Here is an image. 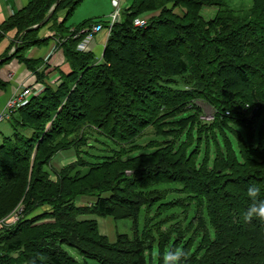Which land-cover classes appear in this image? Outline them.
I'll return each mask as SVG.
<instances>
[{
    "label": "trees",
    "instance_id": "1",
    "mask_svg": "<svg viewBox=\"0 0 264 264\" xmlns=\"http://www.w3.org/2000/svg\"><path fill=\"white\" fill-rule=\"evenodd\" d=\"M56 1L32 0L5 25L23 31L13 57L45 89L8 108L13 133L0 132V222L23 206L19 221L0 228V264H163L177 247L179 264H264V222L244 219L247 189L264 199V0L245 12L226 0H134L101 57L78 48L80 29L110 20L71 30L62 42L71 70L52 85L25 53L47 42L36 32L52 21L69 32L82 0H61L26 30ZM206 6L220 8L210 20ZM150 127L148 143L134 144ZM66 151L75 159L54 168ZM93 216L131 220L132 232L111 241Z\"/></svg>",
    "mask_w": 264,
    "mask_h": 264
},
{
    "label": "crops",
    "instance_id": "2",
    "mask_svg": "<svg viewBox=\"0 0 264 264\" xmlns=\"http://www.w3.org/2000/svg\"><path fill=\"white\" fill-rule=\"evenodd\" d=\"M31 1L32 0H0V59H5L0 62V80L6 83V86L0 89V113L7 110V103L15 93V96L18 97V92L22 90L24 86L35 87L42 82L39 80L37 73L29 68L26 62L20 60L18 57H13L16 52L18 36L22 34L23 31L19 34V27H5L6 23H8L14 15L23 11ZM85 2H89L92 6H90L92 8L90 12H87L89 16H84L78 22L69 25L66 24V27H69V32L68 30L65 32H58L53 28V21L38 28L39 31L38 33L36 32L35 39H47V42L35 44L25 53L27 58L40 61V64L37 66V71L41 72L44 70L46 75L44 78L45 81L52 85H57L61 72L66 73L71 70L62 47V42L72 33L71 30L73 31L76 25L95 17H98L97 19L105 18L111 21L117 9L120 11V15L118 14L117 19L119 18V20H121L123 12L126 9H130L134 0H119V5L117 7L112 0H82L79 7ZM56 20L58 23L65 21L64 8L58 11ZM108 36L109 33L106 28L96 33L95 36L88 41V49L93 51L96 55H100L102 51H104L103 49L105 48ZM15 96L13 98H16ZM3 121L4 120L0 122ZM1 130L0 128V132H2ZM69 156L71 155L69 154Z\"/></svg>",
    "mask_w": 264,
    "mask_h": 264
},
{
    "label": "rangeland",
    "instance_id": "3",
    "mask_svg": "<svg viewBox=\"0 0 264 264\" xmlns=\"http://www.w3.org/2000/svg\"><path fill=\"white\" fill-rule=\"evenodd\" d=\"M226 4L228 5V7H232V9L234 8L237 12H245L251 7L252 0H226ZM90 6L91 5L89 4V2H85L80 7L78 6L76 8V10L74 11V13L72 14V16L69 18V21H67V24L69 25V24L78 22L84 16H89V14H87V12L88 11L90 12V10L92 9L91 8L92 6L91 7ZM222 8H226V7H222ZM218 9H220L218 6H209V7L206 6L202 9V15L204 16V18L206 20H210L215 16ZM96 11H97V8H96ZM178 11L180 12V10H178ZM102 53H103V51H102ZM102 53L100 55L97 54V56L101 57ZM184 80H185V84L187 86L189 83V78L187 76H185ZM44 89L45 88H43L42 90H44ZM41 91H39V93ZM15 95H16V93L14 94V96ZM35 95H37V88L33 90V86L32 87L24 86L22 88V90H20L18 92L17 98H18L19 102H23L21 104V105H23L27 102V100L31 96H35ZM13 97L7 103L9 108H12L14 104H15L14 107L16 106L17 100H15ZM196 103L200 108H202L203 117L205 119H207V120L213 119V117H214L213 113L215 110L212 108V106H210L209 104H207L206 102H204L202 100H197ZM4 113H7V110H5ZM0 128L2 129L1 130L2 134H4L5 136L12 135V133H13V128H12V126L8 120H4L3 122H0ZM22 133L27 136L30 134V130L27 129V127L23 128ZM87 133L89 135L88 140L92 141V143H95L98 145L99 143L95 141L97 139L96 131L94 129L90 128V129H87ZM153 136H154V128L150 127L146 131L144 130L142 132V134L136 138L134 144H140V142H141L143 145H146L148 143V141ZM69 154L71 156H69ZM73 155H74V151H66V152H64V154H62V153L57 154L52 159L51 165L54 168H60L61 165L71 163V161H73L75 159V156H73ZM91 200H93L92 197H89V198L88 197H82V198H79L77 201L79 203H82V202H90ZM22 208H23L22 204L19 203L17 205V207L11 213H9V215H7L6 217H4L1 220L0 228L1 227H4V228L10 227V226L14 225L17 221H19V219L21 218V215L19 214V212L22 210ZM40 210L41 209H37V213H39ZM33 215L34 214L32 213L29 217H32ZM93 217L98 220L101 232L103 234L107 235L111 241H114L117 238V234L119 232H128V233L132 232V221L131 220L115 219L112 216H107V217L93 216Z\"/></svg>",
    "mask_w": 264,
    "mask_h": 264
},
{
    "label": "clouds",
    "instance_id": "4",
    "mask_svg": "<svg viewBox=\"0 0 264 264\" xmlns=\"http://www.w3.org/2000/svg\"><path fill=\"white\" fill-rule=\"evenodd\" d=\"M259 194L260 189L254 185L247 189V195L251 203L244 213L245 221L250 222L252 219L256 218L264 222V199H258ZM184 255V251L179 247L174 250L168 249L164 253L163 264H179Z\"/></svg>",
    "mask_w": 264,
    "mask_h": 264
},
{
    "label": "built area",
    "instance_id": "5",
    "mask_svg": "<svg viewBox=\"0 0 264 264\" xmlns=\"http://www.w3.org/2000/svg\"><path fill=\"white\" fill-rule=\"evenodd\" d=\"M112 1H113L114 5L116 7L119 5V0H112ZM118 14L120 15L119 9L116 10V12H115V14L113 16V20H111V23L109 24V27L106 28V30H107V32L109 34H110L111 29H112V26L116 22L120 21L119 18L117 19ZM145 22H146V19L145 18L137 17L136 20H135V24L136 25H143ZM104 28L105 27L101 23H97V24H93L91 27H84V28L80 29L81 30L80 33L81 34H84V37H83L82 41L80 42L78 48L80 50H89L88 49V45H87L88 41L91 40L95 36L96 33L100 32ZM36 88H37V94H38L39 91H41L43 88H45V84L41 82V83L37 84V86H35L33 88V90L36 89ZM14 99L17 100L16 105H20V104L23 103V102H19L17 97L14 98ZM5 115H6V113H2L0 115V121H2L5 118Z\"/></svg>",
    "mask_w": 264,
    "mask_h": 264
},
{
    "label": "water",
    "instance_id": "6",
    "mask_svg": "<svg viewBox=\"0 0 264 264\" xmlns=\"http://www.w3.org/2000/svg\"><path fill=\"white\" fill-rule=\"evenodd\" d=\"M60 1H61V0H57V1L55 2V4L51 7V9L49 10L48 15L45 17V19L43 20L42 23H39V24H37V25H35V26L31 27V28H28L26 31H29V30H32V29L38 28L39 26H41L42 24H44L47 20H49L50 17L53 15V13H54L56 7H57L58 4L60 3ZM19 40H20V37L18 38L17 43L19 42ZM4 60H5V59H0V62H2V61H4Z\"/></svg>",
    "mask_w": 264,
    "mask_h": 264
}]
</instances>
